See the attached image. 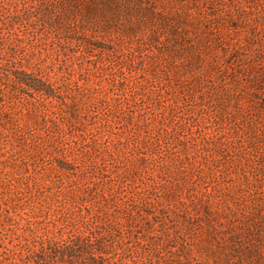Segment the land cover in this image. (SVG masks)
<instances>
[{"label":"rangeland","instance_id":"374dc122","mask_svg":"<svg viewBox=\"0 0 264 264\" xmlns=\"http://www.w3.org/2000/svg\"><path fill=\"white\" fill-rule=\"evenodd\" d=\"M0 264H264V0H0Z\"/></svg>","mask_w":264,"mask_h":264}]
</instances>
